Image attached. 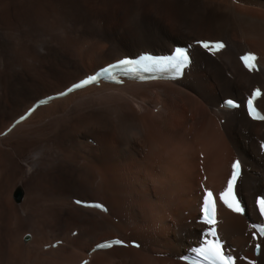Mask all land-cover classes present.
Listing matches in <instances>:
<instances>
[{
    "label": "bare ground",
    "instance_id": "obj_1",
    "mask_svg": "<svg viewBox=\"0 0 264 264\" xmlns=\"http://www.w3.org/2000/svg\"><path fill=\"white\" fill-rule=\"evenodd\" d=\"M19 3L21 11L16 14ZM10 27L19 29V33L13 29L19 36H12ZM203 39L222 40L228 46L216 56L196 48L193 64L180 81L89 87L38 108L15 128V143L0 147V200L10 198V166L21 169L17 158L24 149L25 129L61 122L59 115L67 113L63 116L68 120L63 122L66 145L46 148L48 159L59 158L60 164H49L44 172L31 176L24 201L11 209L0 206V264H78L95 244L113 238L138 241L141 247L98 251L90 264H185L157 255L179 258L202 242L204 227L197 223L202 197L207 190L225 189L232 172L224 186L225 165L231 169L236 158L244 162L237 186L247 212L238 216L221 208L219 232L227 247L264 264V240L248 229L254 201L264 194V154L259 148L264 123L250 121L243 110L220 106L228 97L243 100L264 82V0H0V128L36 100L61 92L121 57L144 51L164 54L173 46ZM15 41L22 56L31 51L37 55L41 63L37 75L32 68L17 65L12 54ZM248 50L260 55L259 73L249 74L239 62V55ZM259 104L264 110V98ZM74 111L79 115L72 116ZM209 113L219 118L213 120L214 127L207 120ZM193 120H198V126L189 127ZM90 137L101 142L100 150L88 145ZM199 139L205 140L204 154L209 159L207 165L203 163L204 177L193 163L196 156L181 150L183 144ZM144 144L149 145L147 157L140 160ZM71 149L88 151L96 164H88L90 159L74 155ZM174 153L185 160L172 158ZM71 160L79 161L78 165H70ZM88 193L102 197L93 199ZM73 199L101 201L108 213L83 209ZM40 209L46 212L45 219L27 215ZM11 224L15 227L12 243L21 233L10 247V256L6 237L13 230ZM73 226L90 228L91 235L101 236L91 238L83 253L61 245L45 253V246ZM25 231L35 236L31 244L30 238L27 245L20 242ZM130 232L140 239L129 237ZM43 233L55 239L45 244Z\"/></svg>",
    "mask_w": 264,
    "mask_h": 264
},
{
    "label": "rangeland",
    "instance_id": "obj_2",
    "mask_svg": "<svg viewBox=\"0 0 264 264\" xmlns=\"http://www.w3.org/2000/svg\"><path fill=\"white\" fill-rule=\"evenodd\" d=\"M170 1H173V0H170ZM234 4H237V1H235L234 2ZM18 9H17V11H15L16 12V14L18 13V12H20L21 10H19V9H21V4L19 3L18 5ZM111 10H115L114 9V7L112 6L111 8H110ZM97 23H101V24H104L105 23V20H99V21H97ZM17 24H19V25H16L17 26V28H18V26H20V23L18 22ZM11 28V27H10ZM17 28H11V30H10V34L12 35V36H14L16 33H15V31L14 30H16V32L17 33H19L18 31H19V29H17ZM14 29V30H13ZM15 36H19L18 34H16ZM17 41H15L14 42V44L16 43ZM18 43H16L15 44V47H14V49L15 50H13L14 52H12V54L14 53L15 54V56L13 55V57H14V59H15V61H16V63H17V65H19L20 67H21V65H22V67L24 68V69H28L29 67H30V69L32 68V70H34L33 72H35V74L37 73V71H39V69H41L40 67H41V63H39L40 61H39V59L37 58V55H35V53L33 52V51H31V53L30 52H28V53H30V54H28L27 53V56L26 55H23L22 56V54L20 53V47L18 46H16ZM85 47L83 46V50H85L84 49ZM16 52V53H15ZM18 53V54H17ZM29 55H32V57L31 56H29ZM24 56H25V58H24ZM29 56V57H28ZM21 57V58H20ZM31 57V58H30ZM27 60V61H26ZM29 60L32 62H29ZM29 62V63H28ZM35 62H37V63H35ZM27 63V64H26ZM37 64H38V67H37ZM27 65H29L28 67H27ZM34 66V67H33ZM36 68V69H35ZM29 69V70H30ZM37 75V74H36ZM46 85L47 86H49L50 84L48 83V82H46ZM52 85H50V87H51ZM62 101H64V100H62ZM59 103V102H58ZM55 104H57V103H55ZM54 104V105H55ZM53 105V104H52ZM69 112V111H68ZM77 111H74L73 113H72V116H74V115H79L80 113H81V111L79 110V114H78V112L76 113ZM157 113V110H154V113ZM84 113V112H83ZM66 114L67 113H65V114H63V113H61L59 116H66ZM74 114V115H73ZM195 116H197V115H195ZM61 117V119H63V121H61V122H56V123H51V124H48V123H42L40 126H38V127H36V128H33V129H25V132H24V134L22 135V139H23V142H24V149H22L23 150V152H21V154H20V157H19V159L17 158V161H18V165L20 166V170H18V169H14L12 166H10V168H12L11 169V172H10V177H7V183H8V189H9V191H10V198H9V200H8V198H1V200H0V206H3V207H5V206H7L9 209H11L10 208V206L11 205H14V204H17L18 202H16V200L14 201V199H13V194H14V192H15V190L19 187V186H21V188H22V190H23V192H24V197H23V199H22V201H24V198L27 196V192H28V187H27V183H28V180H31V176H34L35 174V172L36 171H45L46 170V167L50 164V165H52V163H53V165L54 164H56V165H58V164H60L59 162H60V160H59V158H58V160L57 161H53V158H50V159H48L49 157H48V153H47V151H46V148L47 147H49V146H54V147H56L57 149L59 148L58 146H60V145H58V144H62V146H61V148H63V146H65L64 144H63V141L64 142H66L65 141V132H64V127H63V125H64V120H65V122H67L68 120L67 119H65V117H63L62 118ZM218 120H217V122L219 121V118H217ZM207 120L210 122V124L212 125V127H214V125L215 124H213L214 123V121L213 120H215V118H214V116L212 115V113H209V116H208V118H207ZM14 120H10V121H8V122H6L1 128H0V147H4V148H9L10 146H6V144L7 145H11V144H14L15 143V141L13 140L14 138H13V132L16 130L15 128L17 127H15L8 135H7V138H6V136L5 137H2L1 136V134L12 124V122H13ZM72 120H69V122H71ZM197 121V122H196ZM72 123H73V121H72ZM72 123L70 124V125H72ZM188 126L189 127H195V126H198V120H193L192 122H190L189 124H188ZM29 131V132H28ZM27 133V134H26ZM26 134V135H25ZM29 135V136H28ZM27 137V138H26ZM2 138V139H1ZM33 141H32V140ZM89 139H91V137L90 138H88L87 139V141L89 140ZM91 140H93L95 143L92 145V143H90V142H88L89 144L88 145H90L91 147H94L95 149H97V146H98V150H100L101 149V147H102V144H101V142L98 140V139H96V138H93L92 137V139ZM32 141V142H31ZM204 139H203V141H202V139L200 140L199 139V141H192V144H191V141H190V143L189 142H187L186 144H183V146L181 147V150L182 151H184V152H192L196 157L193 159L194 161H193V163L194 164H196L195 165V167H197L196 169L198 170V174L201 176V177H204V168H207V166H205V165H207L208 164V157L206 158V154H204L205 153V148L203 147L204 145H203V143H204ZM39 142V143H38ZM198 142V143H197ZM33 143V144H32ZM38 143V144H37ZM202 144V145H201ZM26 145V146H25ZM144 145H145V147H144ZM143 145V147H142V149L140 150V156L138 157L140 160L141 159H144V158H146L147 157V149H148V147H149V145L148 144H144ZM147 145V146H146ZM71 147H73L74 145H70ZM189 146V147H188ZM30 147V148H29ZM11 148V147H10ZM75 148V147H74ZM145 148V149H144ZM72 150V149H71ZM78 149H74V150H72V152H74V155H78V154H81V156L82 157H84V158H88V159H90V161L88 162V164H91V165H94V164H96V157H90L89 156V152L88 151H84V152H78L77 151ZM195 152V153H194ZM46 154V155H45ZM201 156V157H200ZM172 158H175V159H179V158H181L180 160H185V157H183L182 158V156L181 157H179V156H177V155H175V153L173 154V156H172ZM202 159V162L201 161H199V159ZM67 160L69 159L68 157L66 158ZM80 160H81V158H79ZM78 159V160H79ZM88 159H86V160H88ZM93 159V160H92ZM206 160V161H204V160ZM200 163H199V162ZM67 162V161H66ZM93 162V163H92ZM207 162V163H206ZM78 163H79V161L78 162H76V161H74V160H71L70 162H69V164L71 165L72 164V166H76V165H78ZM201 163H202V166H201ZM203 163L205 164V165H203ZM198 164H200V167H199V165ZM90 165V166H91ZM89 168V172H90V174H93V171H91L90 169V167H88ZM202 168V169H201ZM200 169V170H199ZM12 170H14V171H12ZM202 170V171H201ZM230 167H227L226 165H225V168H224V186H226V184H227V182H228V175H229V173H230ZM12 172H14L15 173V175L14 176H11V175H13L14 173H12ZM17 172V173H16ZM201 173V174H200ZM253 174V173H252ZM199 176V177H200ZM35 177V176H34ZM254 178V177H253ZM81 179L82 178H80V181H81ZM37 180V179H36ZM83 181V180H82ZM42 185L43 186V184L40 182V183H38L37 181H36V185L39 187V185ZM41 186V187H42ZM88 195H90V196H92V194L91 193H88ZM94 195V194H93ZM93 197V199H100L102 196H98V197H96V198H94V196H92ZM21 201V202H22ZM21 202H19V203H21ZM38 212H32L31 214L30 213H28L27 215L31 218V219H34L35 218V216L37 215V216H39V217H41V218H44L45 219V217H46V212L45 211H42L41 209L40 210H37ZM31 215H33V216H31ZM2 219H0V227H2L3 226V224H2ZM37 221V220H36ZM2 224V225H1ZM117 224V223H116ZM11 226L13 227V230H12V232L11 231H9L8 232V234L9 235H7V237H6V241H7V248H8V250H7V254L8 255H10L11 256V253H10V251H11V249L12 248H10L11 247V245L13 244L14 245V243H17L18 242V239H17V236H18V234L19 233H21V232H18L17 234H16V236H14V238L13 239H15V241H17V242H14V243H12L11 241H10V239L12 238L11 236H13V234H14V229H15V227L11 224ZM81 228V229H80ZM75 230H77L78 231V235L76 236V237H71V234H72V232H74ZM40 231L41 232H45V229L43 228V227H40ZM26 233L28 232V233H30L31 234V238H30V241L28 242L29 244H31L32 242H34L33 241V238H34V240H35V236H34V234L31 232V231H25ZM25 232H22V233H24V234H26ZM91 233V229L90 228H85V227H80V226H73L72 228H71V231H69L68 233H64L63 234V236H61V238L60 239H58V240H62L63 241V244L61 245V246H63V247H68V249H72V248H75V250L74 251H76V252H78V250H79V252L78 253H80V251H81V253H83V251L85 250V246H87V244H88V242L90 241V239L91 238H98V237H100L101 235H98V234H94L93 233V235H91L90 234ZM24 234H23V236H24ZM88 234H90L91 235V237L88 235ZM57 235V234H56ZM83 235V236H82ZM134 235V236H133ZM136 234H134V233H132V232H130V235H129V237H136L135 239L136 240H139L140 238L139 237H137V235L135 236ZM23 236H22V238H23ZM53 236V234H51V235H46V237L47 238H45V235H44V233H43V237L46 239V240H44V241H46L45 242V244L46 243H50L51 241H52V239H55V238H53L52 237ZM80 237V238H79ZM147 238H149V239H151V236H146ZM21 238V241L20 242H22L21 244H23V245H27L28 243H26L25 241H23V239ZM71 238L73 239V240H71ZM88 238V239H87ZM17 239V240H16ZM65 239V240H64ZM77 239V240H76ZM80 239V240H79ZM84 239V240H83ZM134 239V238H133ZM9 240V241H8ZM75 240H76V242H75ZM81 240H83V241H81ZM12 241H14V240H12ZM32 241V242H31ZM75 242V243H74ZM81 243L82 244V246L80 245V244H78V243ZM72 243V244H71ZM76 245H78L77 247L78 248H76ZM84 245V246H83ZM79 246H80V249H79ZM13 247V246H12ZM82 247V248H81ZM131 248V247H130ZM38 249H39V247H38ZM131 249H133V248H131ZM133 250H139V249H133ZM40 251H38L37 253H39ZM45 253H47L46 251H45ZM41 254V253H40ZM161 255V256H160ZM158 254L157 256L159 257H162V259H166V260H169L170 262L171 261H176V262H180L179 260H178V258H176V257H173V256H171V255H169L168 254V256L169 257H166V255H164V254ZM27 256V255H26ZM26 256H25V258H26ZM93 257V256H92ZM29 264H30V262H29ZM170 264V263H169Z\"/></svg>",
    "mask_w": 264,
    "mask_h": 264
},
{
    "label": "snow or ice",
    "instance_id": "obj_3",
    "mask_svg": "<svg viewBox=\"0 0 264 264\" xmlns=\"http://www.w3.org/2000/svg\"><path fill=\"white\" fill-rule=\"evenodd\" d=\"M202 46L205 49H208L211 46L214 50L218 51L224 48L225 45L222 42L211 43V45L209 42H204ZM255 59L256 57L252 54H246L245 56L242 57V60L245 63V65L250 68L254 67V65L251 62L254 61ZM174 60H175L174 67L177 69L178 72L183 67L187 66V64L189 63L187 53L184 50H177ZM123 63H127V62L125 61ZM107 71L108 69L104 70L105 73ZM101 75H103V73H101ZM96 80H97L96 76L91 78V81H96ZM89 82H90L89 80H85L83 81L82 84H77L74 87L80 88L83 85L88 84ZM72 90L73 89H68L69 92ZM61 95H63V93ZM257 95H259L258 91L253 94V99H255ZM253 99H250L248 101L249 115H251L253 119H264V116L259 115L255 107H253ZM227 106L238 107V105L233 104L232 101H228ZM239 175H240V162L237 161L233 164L232 177L230 181L228 182L227 190L221 193L220 199L233 212L243 213L245 209L241 206V202L236 198V195L234 194V191H233ZM258 205H259L260 213L264 215V199L259 200ZM210 206L212 208L211 212L209 210ZM97 207H99V205ZM203 213H204V222L206 224L212 225L209 231V234L213 237V239L205 240L204 246L198 250V255L203 256L204 259L210 261L211 264H236V258L227 254V250L223 248V244L220 241L219 236L216 232L213 193L210 191L205 194V197L203 200ZM259 231L264 233V228L259 229ZM122 244H123L122 241L114 240V241H109L106 243H101L97 245V248L110 249L114 245H122ZM135 246H138V245H135Z\"/></svg>",
    "mask_w": 264,
    "mask_h": 264
},
{
    "label": "water",
    "instance_id": "obj_4",
    "mask_svg": "<svg viewBox=\"0 0 264 264\" xmlns=\"http://www.w3.org/2000/svg\"><path fill=\"white\" fill-rule=\"evenodd\" d=\"M24 196V192L22 190V188H18L17 191L15 192V200L16 202H21Z\"/></svg>",
    "mask_w": 264,
    "mask_h": 264
}]
</instances>
